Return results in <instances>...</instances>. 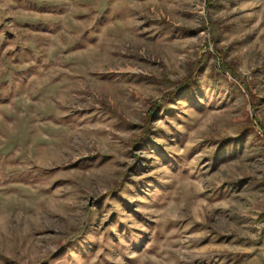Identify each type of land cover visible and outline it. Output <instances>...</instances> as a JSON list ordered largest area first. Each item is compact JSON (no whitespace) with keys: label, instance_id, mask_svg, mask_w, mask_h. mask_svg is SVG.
<instances>
[{"label":"rangeland","instance_id":"1","mask_svg":"<svg viewBox=\"0 0 264 264\" xmlns=\"http://www.w3.org/2000/svg\"><path fill=\"white\" fill-rule=\"evenodd\" d=\"M0 264H264V0H0Z\"/></svg>","mask_w":264,"mask_h":264}]
</instances>
